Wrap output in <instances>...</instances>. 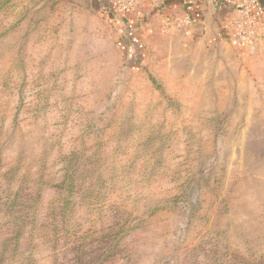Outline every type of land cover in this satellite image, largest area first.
<instances>
[{"label":"rangeland","instance_id":"374dc122","mask_svg":"<svg viewBox=\"0 0 264 264\" xmlns=\"http://www.w3.org/2000/svg\"><path fill=\"white\" fill-rule=\"evenodd\" d=\"M100 7L0 0V264H264V14Z\"/></svg>","mask_w":264,"mask_h":264},{"label":"crops","instance_id":"0c3cea01","mask_svg":"<svg viewBox=\"0 0 264 264\" xmlns=\"http://www.w3.org/2000/svg\"><path fill=\"white\" fill-rule=\"evenodd\" d=\"M255 1L264 11V0ZM89 2L96 8L102 6L105 11L110 7L116 8L121 14L127 11L134 12L133 18L129 20V23H132L129 25L142 30L148 29L155 22L165 24L174 34L176 32L181 34L184 27L191 31L194 29V32L199 29L197 32L199 42L210 44L220 37L218 33L220 26L224 25L222 28L231 29V20L241 11L243 0H89ZM184 35L185 40L191 37L186 32Z\"/></svg>","mask_w":264,"mask_h":264},{"label":"built area","instance_id":"2783aa9c","mask_svg":"<svg viewBox=\"0 0 264 264\" xmlns=\"http://www.w3.org/2000/svg\"><path fill=\"white\" fill-rule=\"evenodd\" d=\"M240 12L245 14L250 13L255 17H261L264 14L263 9L255 0H243Z\"/></svg>","mask_w":264,"mask_h":264}]
</instances>
